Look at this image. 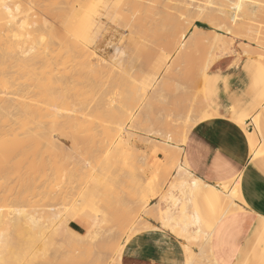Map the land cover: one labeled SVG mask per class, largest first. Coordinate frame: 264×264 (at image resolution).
I'll return each instance as SVG.
<instances>
[{
  "label": "rangeland",
  "instance_id": "obj_1",
  "mask_svg": "<svg viewBox=\"0 0 264 264\" xmlns=\"http://www.w3.org/2000/svg\"><path fill=\"white\" fill-rule=\"evenodd\" d=\"M2 2L8 9L0 13V139L6 140L3 150L13 149L0 172V264H116L125 247L157 232L159 224L199 256L203 241L188 242L192 229L184 237L174 221H181L182 212L197 211L203 228L218 209L207 208L198 197L188 202L178 187L171 189L177 165L186 162L182 151L167 149L165 143L183 146L186 130L185 141L212 120L195 123L215 110L212 79L206 74L221 59L251 71L245 75L248 89L238 98L243 106L231 108V116L242 112L238 117H245L260 109L264 55L254 58L252 53H264V0ZM241 3L243 8L234 12V5ZM46 84L47 117L32 116L19 101H38L40 86ZM238 132L243 142V132ZM33 134L47 137V157L36 176L27 142ZM229 183L230 190L234 182ZM171 196H179L180 202L173 206ZM237 202L246 206L243 199ZM158 203L176 219L163 225L153 218L151 214L159 215L154 208ZM238 212L239 206L229 216ZM261 222L262 217L257 225ZM212 232L204 246L212 260L201 264H216ZM252 232L255 240L243 264L260 258L264 264V234L257 227ZM93 234L101 237L94 240Z\"/></svg>",
  "mask_w": 264,
  "mask_h": 264
},
{
  "label": "crops",
  "instance_id": "obj_2",
  "mask_svg": "<svg viewBox=\"0 0 264 264\" xmlns=\"http://www.w3.org/2000/svg\"><path fill=\"white\" fill-rule=\"evenodd\" d=\"M228 60L217 61L213 71L206 74L212 79L214 96L211 102L218 117L207 122L203 130L192 131L185 144L177 148L182 151V163L186 162L191 174L211 186L233 180L237 172L244 174L241 190L246 206L237 202L242 213H235L217 223L210 243L216 264H243L246 260L245 252L251 250L255 240L253 229L257 227L264 234V151L257 157L249 154L244 135L241 142L240 129L233 123L245 119V124L252 126L248 128L252 132V119L257 115L255 133L258 148L264 143V102L251 115L238 117L242 112H237L231 116V108L243 106L238 98L248 89L249 82L245 75L250 76L251 71L245 66L244 72L240 64L231 65V59ZM257 77H263L260 71ZM204 128H208L209 135ZM225 133L229 136H220ZM261 217L262 222L257 225ZM160 228L159 224L155 228L157 232H149L140 239L135 238L129 247H125L121 264H134V261L136 264H184L182 243L173 234ZM261 261L260 258L252 264H261ZM247 263L251 264L249 259Z\"/></svg>",
  "mask_w": 264,
  "mask_h": 264
},
{
  "label": "bare ground",
  "instance_id": "obj_3",
  "mask_svg": "<svg viewBox=\"0 0 264 264\" xmlns=\"http://www.w3.org/2000/svg\"><path fill=\"white\" fill-rule=\"evenodd\" d=\"M203 1V0H202ZM233 2V1H232ZM197 3V2H196ZM198 4V3H197ZM196 4V5H197ZM200 4V3H199ZM235 4V3H234ZM189 5H191V4H189ZM238 5V4H237ZM192 6V5H191ZM199 6V5H198ZM203 7V6H202ZM232 7V6H231ZM231 7H229V8H231ZM192 8H194V7H192ZM196 8V7H195ZM218 8V7H217ZM225 8H226V6H225ZM6 9H8L7 7H5L4 5H3V2H2V0H0V13H5V11H7ZM215 9V8H214ZM189 10V9H188ZM190 10H192V9H190ZM197 10V9H196ZM195 10V11H196ZM223 10V9H222ZM226 10V9H225ZM235 10V9H234ZM203 11V10H202ZM211 12L213 11V10H210ZM230 11H231V9H230ZM237 11V9L234 11V12H236ZM199 12V11H198ZM222 12V11H221ZM186 13V12H185ZM219 13V12H218ZM225 13V14H224ZM232 14H233V12H231ZM213 14V13H212ZM220 14V13H219ZM221 14H224V15H226V16H228V14H226V12H224V10H223V13H221ZM202 15V14H201ZM229 15H231V14H229ZM233 16V15H232ZM231 16V17H232ZM198 17V16H197ZM231 17H230V20H231ZM234 17H235V15H234ZM169 18H171V17H169ZM233 18V17H232ZM239 19V18H238ZM233 22H234V20H232ZM235 21H237V20H235ZM188 22V21H187ZM237 24L238 23H236V24H234L233 26H237ZM240 25V24H239ZM232 27V26H231ZM2 28V27H1ZM1 28H0V30H1ZM8 30V29H7ZM11 30H13V27H12V29H10L9 28V30H8V32H10ZM197 30V29H196ZM229 29H227L226 31H228ZM237 30V29H236ZM252 30V29H251ZM2 31V30H1ZM199 31V30H198ZM196 33H197V31H196ZM228 33V32H227ZM231 32H229V34H230ZM195 34L193 33V36H194ZM236 35V34H235ZM192 36V35H191ZM246 37V36H245ZM189 38V37H188ZM252 38V37H251ZM190 39H193V37L192 38H190ZM215 39V38H214ZM249 39V38H248ZM187 40V39H186ZM188 41V40H187ZM187 41H185V43H187ZM208 41V40H207ZM214 42V41H213ZM221 42V41H220ZM211 43V42H210ZM218 44V43H217ZM242 49V48H241ZM240 49V50H241ZM249 51V50H248ZM251 51V50H250ZM251 53H252V51H251ZM245 55H246V53H244ZM251 55V54H250ZM264 55V53H262L261 51H257V52H254V53H252V57H254V58H261L262 56ZM264 57V56H263ZM184 58V57H183ZM184 60V59H183ZM263 60V59H262ZM185 61L186 60H184V63H185ZM206 67L208 66L207 65V63H206V65H205ZM262 67V66H261ZM264 67V66H263ZM204 70H205V68H204ZM203 70V71H204ZM263 70V72H264V69H262ZM206 71V70H205ZM205 71L204 72H202L203 74H202V78L204 77V75H205ZM201 90V89H200ZM40 91H41V93L39 94V97H38V101L40 100L41 102H38V101H34V99L32 100L31 98H29V100L26 102L25 101V99L24 100H21V101H19L24 107H27V109H28V113L29 114H31L32 116L34 115L35 116V114L37 115L38 113H44V115L47 117V84L46 85H41L40 86ZM202 91V90H201ZM28 99V98H27ZM31 99V100H30ZM1 100V99H0ZM2 101V100H1ZM25 101V102H24ZM18 102V103H19ZM41 103V104H40ZM202 103V102H201ZM204 103V102H203ZM202 103V104H203ZM208 109V108H207ZM26 111V110H25ZM43 115V116H44ZM50 115V114H49ZM38 116H39V114H38ZM41 116V115H40ZM42 116V117H43ZM52 115H50V117H51ZM190 116V115H189ZM41 117V118H42ZM52 118V117H51ZM213 118H217V115H216V113L215 112H212V111H207V112H205L198 120H196L195 121V123H201V122H206V121H208V120H211V119H213ZM43 119V118H42ZM45 119H47V118H45ZM189 121V120H188ZM252 123H253V126H254V128H255V130L257 129L256 127H257V115H255V117L252 119ZM27 124V123H26ZM234 124L237 126V128H239L240 130H242V132H243V135H244V138H245V141H246V143H247V146H248V148H249V152H250V154L253 156V157H257L259 154H261L263 151H264V146L263 145H261V147H260V149H259V147L257 148V146H256V133H255V130L254 131H252V132H250V131H248L246 128H248V125H246L245 124V119H238V120H236V121H234ZM24 126H27V125H24ZM61 127V126H60ZM188 131V130H187ZM34 135V134H33ZM31 136L30 135V137L27 139V142H28V152H29V156H30V159H31V162H30V165H31V169L34 171V175L36 174L35 173V170L37 171H39V168H40V166H41V168H43L42 167V165H44V164H42V162L44 163V161H43V159H44V157H47V137H44L43 135H34V136ZM186 136H187V132H184L183 133V137H182V139H181V143L182 144H184V142H185V139H186ZM169 140V139H168ZM0 172H1V170H2V168H3V166L8 162V160H10V154H11V151H12V149H13V147L11 148L10 147V150H3L2 148H3V146H5L6 147V140H1L0 139ZM167 141V140H166ZM169 142H170V140H169ZM172 142V141H171ZM170 142V143H171ZM44 143V144H43ZM170 143H165V145L168 147L167 149H177V150H180L179 148H177V147H175V146H173V145H171ZM43 146V147H42ZM120 146V145H119ZM45 148V150H43ZM9 151V152H8ZM170 151V150H169ZM169 155V154H168ZM41 163V164H40ZM169 163V162H168ZM40 168V169H41ZM160 168H162V167H160ZM32 171V172H33ZM41 172H42V170H40ZM44 171V170H43ZM39 173L40 175H42V173ZM76 172V171H75ZM44 174V176H45V172L43 173ZM36 176V175H35ZM44 176H42L40 179L41 180H43V178H45ZM75 177V176H74ZM175 181H176V183H175V181H174V183L172 184V186H171V189H173L175 186L176 187H178L180 190H181V192H182V194H184V195H186V196H188V198H187V201L189 202L190 201V198H195V197H198L199 199H201V200H203V201H205L206 202V205H207V208H216V209H218L217 211H215V213L211 216V218L209 217V220L205 223V225L203 226V228L201 227V219H200V216H199V213L197 212V211H193L191 214H189V215H185L184 214V212H182L181 213V215H182V218H181V221H174L176 218L175 217H173L172 215H171V213H170V211H169V208H167V209H165L164 211H161L160 210V206H159V203L158 204H155L154 205V208L156 209V213L157 214H159L158 215V217H156L155 215V217L151 214V216L153 217V218H156V219H158L163 225H165L167 222H169V221H174L175 223H174V226H176V227H179V232H181L182 233V235H184V237L185 236H188L189 235V231H190V229H192V233H193V235L192 236H190V237H188V238H190L189 240H188V242L189 241H191V240H202L203 241V250H201L200 252H199V256L196 254V253H194V252H192V250H190L189 248H188V246H186L185 244H183L182 246H183V250H184V255L183 256H185V259H184V264H194V262H198L199 264H201L202 263V261H203V263H208L210 260H212V259H210V255L208 256L207 255V253H206V251L204 250V246L206 247V246H208V243H209V239H210V235H211V232L213 231V229H214V227L216 226V224L218 223V222H220L221 220H223V219H225L227 216H229L230 214H232V212H234V211H236L237 209H238V206H237V204H235L234 203V201H240V200H242L241 199V197H240V199L239 200H237V199H235V198H233V196L231 195V192L235 189V187H236V185H234V187L233 188H231L230 190H229V184H231V183H229V181H227V182H222V183H220L219 184V186H218V188L217 187H215V186H211V185H209V184H207V183H205V182H202V180H200V179H198V178H196V177H194L189 171H188V169L186 170V164L184 163L183 165L181 164V165H177V167H176V175H175ZM35 179H36V177H35ZM47 179V178H46ZM72 179V178H71ZM74 180V179H73ZM46 181V180H45ZM44 182V181H43ZM69 184V183H68ZM45 185V184H44ZM65 185V184H64ZM61 186H63V185H61ZM60 186V187H61ZM75 186V185H74ZM73 186V187H74ZM157 186V185H156ZM71 187V186H70ZM70 187H68V188H70ZM95 187V186H94ZM155 188V187H154ZM67 189V188H66ZM65 189V190H66ZM42 190H44V189H42ZM41 190V191H42ZM68 190V189H67ZM66 190V191H67ZM70 190V189H69ZM152 190V189H151ZM47 192V190H44V192ZM87 191V190H86ZM153 191V190H152ZM45 192V193H46ZM65 192V191H64ZM67 192H69V191H67ZM78 192V191H77ZM97 192V191H96ZM66 193V192H65ZM65 193H63L64 195H66ZM153 193V192H152ZM176 193V192H175ZM69 194V193H68ZM154 194V193H153ZM61 195V194H60ZM91 195H92V193H91ZM46 196V198H47V195L46 194H43V196L42 197H45ZM92 197V196H91ZM85 198V197H84ZM171 199H172V205L174 206L175 204L177 205V203H179L180 202V199H179V196L176 198V197H173V196H171ZM40 200V199H39ZM84 200V199H83ZM95 201H96V199H95ZM98 201V200H97ZM33 202V201H32ZM87 202V201H86ZM86 202H85V204H86ZM35 203V202H34ZM144 203H145V201H144ZM143 203V204H144ZM240 203V202H239ZM36 204V203H35ZM35 204H31V205H35ZM141 204H142V202H141ZM29 205H30V201H29ZM37 205V204H36ZM142 207V206H141ZM73 208V207H72ZM61 209V208H60ZM171 210V209H170ZM72 211V210H71ZM65 212V211H64ZM107 212H109V211H107ZM140 212V211H139ZM201 212V211H200ZM103 213H105L104 211H103ZM149 213V212H148ZM55 214V213H54ZM101 214V213H100ZM156 214V215H157ZM107 215V214H106ZM61 216V215H60ZM102 216V215H101ZM113 216V215H112ZM54 217V216H53ZM70 217V216H69ZM121 217V216H120ZM146 217H149L150 218V213L149 214H146ZM66 218V217H65ZM118 218V217H117ZM129 218V217H128ZM264 218V217H263ZM104 220V219H103ZM130 220V219H129ZM115 221V220H114ZM119 221V220H118ZM65 222V221H64ZM100 222H102V221H100ZM115 223V222H114ZM123 223V222H122ZM181 224H182V226H181ZM101 225V224H100ZM114 226V225H113ZM149 226V225H148ZM160 227H162V226H160ZM154 228V227H153ZM102 229V228H101ZM112 229V228H111ZM126 229H128V228H126ZM148 229V228H147ZM105 230V229H104ZM123 230V229H122ZM65 231V230H64ZM98 231H99V229H98ZM66 232H69L70 234H71V236H76V234H75V231H73L71 228H68V231H67V229H66ZM65 232V233H66ZM104 232V231H103ZM119 232V231H118ZM125 232H127V231H125ZM138 232V231H137ZM136 232V233H137ZM29 234H31V233H29ZM122 234H123V232H122ZM131 234V233H130ZM107 235V234H106ZM55 236V235H54ZM61 236V235H60ZM62 236H64V235H62ZM96 236H97V234H96ZM67 237V236H66ZM66 237H65V239H66ZM91 237V236H90ZM98 237H101L100 236V234H99V236ZM98 237H97V239H98ZM95 237H94V234H93V239H94ZM188 238H186V239H188ZM64 239V240H65ZM79 239V238H78ZM84 239H86V238H84ZM93 239H91V240H93ZM96 238L94 239V240H97ZM31 240V239H30ZM60 239H58L57 241H59ZM63 240V239H62ZM63 240V241H64ZM67 240V239H66ZM65 240V241H66ZM69 240V239H68ZM68 240L66 241V242H68ZM94 240H93V242H94ZM34 241V240H33ZM65 241H64V243H65ZM72 241H74V239L72 238ZM77 241H80V240H77ZM77 241H75V242H77ZM84 241V240H83ZM101 241V240H100ZM99 241V242H100ZM98 242V241H97ZM96 242V243H97ZM99 242H98V244H99ZM199 242V241H198ZM43 243V242H42ZM186 243V242H185ZM195 243H197V242H195ZM199 243H201V242H199ZM198 243V244H199ZM30 244V243H29ZM58 244H61V247H62V243L60 242V243H58ZM70 244H73L74 245V242H71V239H70ZM97 244V245H98ZM100 244H102V243H100ZM99 244V245H100ZM198 244H196V245H198ZM67 244H65L64 246H66ZM69 245V244H68ZM67 245V246H68ZM75 245L77 246V244L75 243ZM74 245V246H75ZM32 246V245H31ZM69 246H71L72 247V245H69ZM73 246V247H74ZM94 246V248L96 247L95 245H93ZM101 246V245H100ZM190 246V245H189ZM72 247V248H73ZM104 247V246H103ZM118 247V246H117ZM198 247V246H197ZM210 247V246H209ZM47 248H49V246L47 247ZM76 248V247H75ZM97 248L99 249V247L97 246ZM110 248V247H109ZM52 249H53V247H52ZM58 249V248H57ZM61 249V248H60ZM63 249H65L66 250V252H67V249L66 248H64L63 247ZM74 249V248H73ZM88 249V248H87ZM92 249H93V247H92ZM111 249V248H110ZM33 250V249H32ZM40 250V249H39ZM59 250V249H58ZM70 250H72V249H69V251ZM85 250V249H84ZM105 250V249H104ZM28 251V250H27ZM88 251V250H87ZM103 251V250H102ZM22 252H23V250H22ZM53 252H54V250H53ZM81 252V251H80ZM79 252V253H80ZM120 252V251H119ZM21 253V252H20ZM28 253V252H27ZM55 253H56V251H55ZM60 253V252H59ZM57 254V253H56ZM84 254V253H83ZM108 254V253H107ZM113 254V253H112ZM21 255H23V254H21ZM61 255V254H60ZM75 256V254H72V255H70L69 254V256ZM81 254H78V257L80 256ZM92 255V254H91ZM100 255V253L97 255V256H99ZM102 255V254H101ZM103 255H106V254H103ZM196 255H197V257H196ZM202 255H203V257H202ZM57 256V255H56ZM96 256V257H97ZM120 256H121V253L119 254V257H118V260H117V263L119 264V261H120ZM34 257V256H33ZM77 257V258H78ZM86 257V256H85ZM31 258V261L29 260L28 262L30 263V262H33L32 261V256L30 257ZM53 258V257H52ZM61 258V257H60ZM72 258V257H71ZM83 258V257H82ZM81 258V259H82ZM213 258V257H212ZM16 259V258H15ZM20 259V258H19ZM98 259V258H97ZM24 260V259H23ZM52 260V259H51ZM60 260V259H59ZM64 260V259H63ZM83 260V259H82ZM89 260V259H88ZM214 260V259H213ZM26 261V260H25ZM57 261V260H56ZM56 261H54L55 263H57ZM101 261V260H100ZM109 261V260H108ZM14 262V261H13ZM12 262V263H13ZM16 262V261H15ZM14 262V263H15ZM19 262V261H18ZM22 262V261H21ZM27 262V263H28ZM42 264H45L46 262L45 261H40ZM43 262H45V263H43ZM73 262V261H72ZM107 262V261H106ZM39 263V262H38ZM37 263V264H38ZM54 263V264H55ZM63 263V262H62ZM80 263V262H79ZM100 263V262H99ZM116 263V264H117ZM213 263H215L214 261H213ZM32 264V263H31ZM33 264H36V263H34L33 262ZM49 264H52L51 262H49ZM72 264V263H71ZM78 264V263H77ZM82 264V263H81Z\"/></svg>",
  "mask_w": 264,
  "mask_h": 264
},
{
  "label": "snow or ice",
  "instance_id": "obj_4",
  "mask_svg": "<svg viewBox=\"0 0 264 264\" xmlns=\"http://www.w3.org/2000/svg\"><path fill=\"white\" fill-rule=\"evenodd\" d=\"M95 7V6H94ZM104 7H109L108 5H104ZM234 8H236L237 10H240L243 8V4H239V5H234ZM191 125H189L190 127ZM187 132V130H186ZM244 174L241 172H237L236 175L233 178V182L234 184H236L235 189L231 192V195L233 196V198L239 200L241 195H242V190H241V183L243 180ZM149 231H151V229H149Z\"/></svg>",
  "mask_w": 264,
  "mask_h": 264
}]
</instances>
